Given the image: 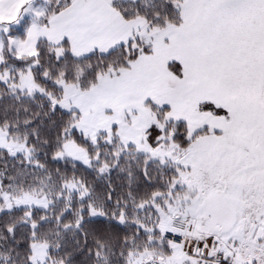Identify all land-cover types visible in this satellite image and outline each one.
<instances>
[{"label": "snow or ice", "instance_id": "snow-or-ice-1", "mask_svg": "<svg viewBox=\"0 0 264 264\" xmlns=\"http://www.w3.org/2000/svg\"><path fill=\"white\" fill-rule=\"evenodd\" d=\"M0 264H264V0H0Z\"/></svg>", "mask_w": 264, "mask_h": 264}]
</instances>
